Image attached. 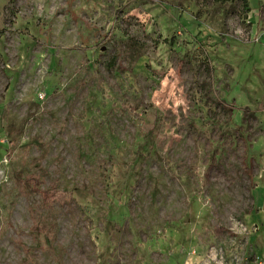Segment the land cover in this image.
I'll use <instances>...</instances> for the list:
<instances>
[{"label": "rangeland", "instance_id": "1", "mask_svg": "<svg viewBox=\"0 0 264 264\" xmlns=\"http://www.w3.org/2000/svg\"><path fill=\"white\" fill-rule=\"evenodd\" d=\"M0 264H264V0H0Z\"/></svg>", "mask_w": 264, "mask_h": 264}, {"label": "trees", "instance_id": "2", "mask_svg": "<svg viewBox=\"0 0 264 264\" xmlns=\"http://www.w3.org/2000/svg\"><path fill=\"white\" fill-rule=\"evenodd\" d=\"M28 185H30L33 193L39 197L41 203L46 207L58 205L72 207L75 210L79 209L72 194L69 192L39 189L34 180H31Z\"/></svg>", "mask_w": 264, "mask_h": 264}]
</instances>
